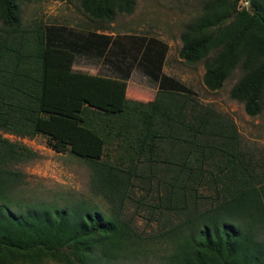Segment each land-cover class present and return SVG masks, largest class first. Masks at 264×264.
<instances>
[{
  "label": "trees",
  "instance_id": "trees-1",
  "mask_svg": "<svg viewBox=\"0 0 264 264\" xmlns=\"http://www.w3.org/2000/svg\"><path fill=\"white\" fill-rule=\"evenodd\" d=\"M75 1L105 29L135 9V0ZM28 2L0 0V131L44 135L57 153L83 160L108 207L13 201L8 193L22 182L13 166L36 154L0 135V264H131L149 255L153 238L123 214L141 181L159 210L178 217L155 236L165 246L159 264H264V171H254L259 161L241 149L228 116L162 72L165 42L131 36L126 48L101 32L25 22ZM179 39L181 59L204 62L208 90L239 68L231 99L249 117L262 112L264 0H202ZM78 55H112L120 65L132 56L126 67L140 66L159 91L148 103L128 100L124 79L75 70ZM112 143L121 151L113 163L104 159Z\"/></svg>",
  "mask_w": 264,
  "mask_h": 264
},
{
  "label": "rangeland",
  "instance_id": "rangeland-1",
  "mask_svg": "<svg viewBox=\"0 0 264 264\" xmlns=\"http://www.w3.org/2000/svg\"><path fill=\"white\" fill-rule=\"evenodd\" d=\"M202 0H135V9L130 15H118L109 28L99 22H91L80 11L75 0H30L22 6V18L25 22L34 19L46 24L68 27L82 34L97 31L112 36L114 41L126 48L131 45L129 39L154 38L165 42L167 55L163 62L162 72L189 88L196 100L203 105H210L217 112L228 116L237 126L240 135L241 149L252 155L253 162H258L255 172L264 171V106L257 117L245 114L243 105L232 100L231 89L240 78L236 68L223 83L219 91H210L203 85V63L188 64L180 58V34L186 26L200 13ZM247 6L245 1L240 7ZM114 56L104 58L78 55L73 62L75 70H81L102 77L124 79L127 86L128 100L148 103L154 100L159 91L158 84L148 77L138 65L130 70L126 67L133 60L128 57L123 65L114 61ZM264 102V99H263ZM3 138L25 146L35 152V157L28 162L13 166L22 174L20 185L8 194L13 201L24 204H53L57 206L85 202L93 204L107 212V204L94 196L91 188V170L83 160L73 157L69 152L57 153L49 147L44 135L34 138H20L0 131ZM121 151L116 143L106 146L104 159L115 162ZM148 182L141 181L133 190L132 200L124 205L125 220H129L142 237L153 238L149 255L131 264H159V256L164 254L165 246L156 239V235L178 222L176 215H170L156 207L157 194H148L151 188ZM203 195L212 194L208 188L200 189ZM150 196V197H149ZM16 209L15 206H13ZM264 239V236H263ZM150 244V245H151ZM44 264H56L46 262Z\"/></svg>",
  "mask_w": 264,
  "mask_h": 264
}]
</instances>
